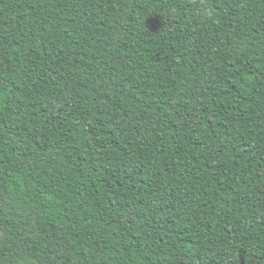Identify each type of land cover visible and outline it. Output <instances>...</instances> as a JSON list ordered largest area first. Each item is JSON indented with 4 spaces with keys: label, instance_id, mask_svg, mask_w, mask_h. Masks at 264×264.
I'll use <instances>...</instances> for the list:
<instances>
[{
    "label": "trees",
    "instance_id": "1",
    "mask_svg": "<svg viewBox=\"0 0 264 264\" xmlns=\"http://www.w3.org/2000/svg\"><path fill=\"white\" fill-rule=\"evenodd\" d=\"M0 264H264V0H0Z\"/></svg>",
    "mask_w": 264,
    "mask_h": 264
},
{
    "label": "rangeland",
    "instance_id": "2",
    "mask_svg": "<svg viewBox=\"0 0 264 264\" xmlns=\"http://www.w3.org/2000/svg\"><path fill=\"white\" fill-rule=\"evenodd\" d=\"M4 242H5V238L2 234V232H0V246L3 245Z\"/></svg>",
    "mask_w": 264,
    "mask_h": 264
}]
</instances>
